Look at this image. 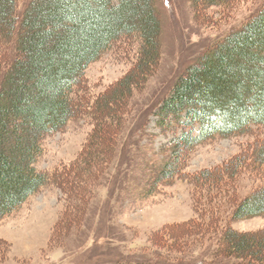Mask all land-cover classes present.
I'll use <instances>...</instances> for the list:
<instances>
[{
  "label": "trees",
  "instance_id": "1",
  "mask_svg": "<svg viewBox=\"0 0 264 264\" xmlns=\"http://www.w3.org/2000/svg\"><path fill=\"white\" fill-rule=\"evenodd\" d=\"M26 1L0 0V226L43 190L58 185L65 191L67 209L55 243L68 231L88 226L95 201L122 154L132 100L162 67L165 25L160 0ZM240 4L194 0L202 15L199 22L213 28ZM127 38L141 41L138 64L90 106L78 90L91 67ZM90 107L95 131L79 159L54 172L41 169L48 140L86 116ZM157 115L160 126L177 136L167 149L169 157L156 152L154 159L133 162L129 183L137 191L145 189L141 195L146 199L184 178L192 153L201 145L264 127V8L191 66ZM250 173L259 174L262 183L242 196L239 185ZM146 179L152 180L150 185L144 184ZM189 179L198 217L154 232L149 247L157 252L154 259L116 264H195L196 250L216 239L213 259L202 264H264V230L232 225L264 217V144L254 156L241 154ZM8 246L0 237V264L10 257Z\"/></svg>",
  "mask_w": 264,
  "mask_h": 264
},
{
  "label": "rangeland",
  "instance_id": "2",
  "mask_svg": "<svg viewBox=\"0 0 264 264\" xmlns=\"http://www.w3.org/2000/svg\"><path fill=\"white\" fill-rule=\"evenodd\" d=\"M241 1L242 4L230 9V17L220 21L219 28H213L204 21L199 22L197 17L201 14L194 0H160L165 25L163 64L150 85L132 100V114L128 116L129 124L121 140L122 154L95 201L88 226L81 232L68 231L59 242L53 243L59 231L57 226L67 209V197L58 185L49 186L1 224L0 237L8 241V249L12 248L9 259L3 264H116L123 260L154 259L157 252L149 248L154 232L167 224L198 217L194 185L189 177L226 165L241 154L254 156L264 144V127L256 126L234 137L219 136L201 145L192 153L184 178L179 177L173 185L164 186L154 198L146 199L141 195L145 189L137 191L132 187L134 183H129L133 162L138 157L154 159L156 152H161V158L169 157L167 149H171L177 135L160 126L159 105L172 94L191 66L264 8V0ZM140 47L141 41L134 38L117 43L91 67L82 90H78L79 98L87 95L85 101L94 106L98 98L133 72L140 59ZM91 108L86 116H80L66 130L48 140L41 169L54 172L79 159L95 131ZM157 160L160 161L158 157ZM259 176L250 173L243 179L238 188L242 196L249 195L262 183ZM151 181L146 179L144 184L150 185ZM132 188L136 192L131 193ZM203 208L207 210L205 205ZM232 225L243 231H260L264 230V217L234 221ZM215 242L198 248L191 261L202 264L212 260L218 239Z\"/></svg>",
  "mask_w": 264,
  "mask_h": 264
}]
</instances>
